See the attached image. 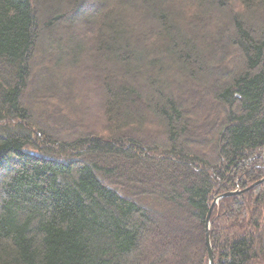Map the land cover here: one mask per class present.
Returning <instances> with one entry per match:
<instances>
[{"label": "trees", "instance_id": "trees-1", "mask_svg": "<svg viewBox=\"0 0 264 264\" xmlns=\"http://www.w3.org/2000/svg\"><path fill=\"white\" fill-rule=\"evenodd\" d=\"M263 180L264 0H0V264H210L234 191L264 264Z\"/></svg>", "mask_w": 264, "mask_h": 264}, {"label": "water", "instance_id": "water-1", "mask_svg": "<svg viewBox=\"0 0 264 264\" xmlns=\"http://www.w3.org/2000/svg\"><path fill=\"white\" fill-rule=\"evenodd\" d=\"M264 180L262 182H258L257 184H255V186L259 185L260 183H263ZM241 192L240 191H234V192H229L227 194H224L222 195L221 197H219L217 199V201L215 202V204L212 206L211 208V211L209 213V216L207 218V238H206V241H207V246H208V249H209V259H210V264H214V252H213V248H212V244H211V238H210V230H211V225H212V222H211V216H212V212L214 210V206L219 202V200H221L222 198L224 197H228V196H235V195H238L240 194Z\"/></svg>", "mask_w": 264, "mask_h": 264}, {"label": "rangeland", "instance_id": "rangeland-1", "mask_svg": "<svg viewBox=\"0 0 264 264\" xmlns=\"http://www.w3.org/2000/svg\"><path fill=\"white\" fill-rule=\"evenodd\" d=\"M85 10V9H84ZM86 11H91V10H88V9H86ZM84 12V11H83ZM83 12H81V14L83 13ZM85 13V12H84ZM80 77H83V75L81 74L80 75ZM94 86H92V85H85V88H87V91L83 94V96H82V99H81V102H85L86 101V103L90 100V99H92L93 100V98H94V100L97 102V104H96V107H95V109L97 110L98 108H99V105H98V101L100 100V102H103V100H102V98L100 97L99 99H98V97H97V95L95 94V93H93V90H92V88H93ZM96 88V87H95ZM95 90V89H94ZM97 98V99H96ZM100 104V103H99ZM95 112V111H94ZM94 112H93V114H94ZM92 113V112H91ZM97 117H99V116H97V115H95V118H97ZM94 118V116H92V118H87V120L89 121V122H93V119Z\"/></svg>", "mask_w": 264, "mask_h": 264}]
</instances>
